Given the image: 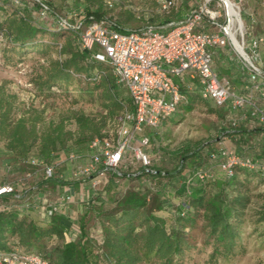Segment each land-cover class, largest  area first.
I'll return each mask as SVG.
<instances>
[{"label":"trees","instance_id":"obj_1","mask_svg":"<svg viewBox=\"0 0 264 264\" xmlns=\"http://www.w3.org/2000/svg\"><path fill=\"white\" fill-rule=\"evenodd\" d=\"M158 2L160 4L159 0ZM183 3L184 0H173V4L167 9H163L160 4V11L166 14L174 10L173 17L159 26L154 23L146 24L160 27L172 21H180L199 6L197 3L184 8ZM105 4L104 6L108 5L106 2ZM43 6L48 7L46 18L40 15ZM77 9L81 8H71L69 11ZM82 9L86 16H93L95 19L108 17L121 29H133L122 26L117 20L106 15L101 5L95 10ZM30 14H36L39 21H32ZM57 15L65 16L47 0H19V3L14 0H0V29L8 34L19 49L35 47L41 43L39 37L43 33L52 36L69 34L66 44H61L59 57L49 62L46 75L39 85L42 90L51 91L52 87L62 88L76 81L89 96L101 89V95L110 102L105 106V123L103 120L97 125L89 116L76 114L74 118L79 127V136L72 139V132L65 130L62 122L51 124L43 133L38 134L35 125L27 127L26 119L19 118L10 122L7 112L0 109V137L5 140V149H2L5 162L20 165L31 157H39L46 164H55L61 160L65 161L70 152L83 153L93 138L114 135L124 111L131 106L125 88L117 83L112 73L104 74L102 68L107 64L92 58L89 52L81 47L78 32L59 25ZM242 19L252 34L264 37V30L258 28L261 20L254 9L244 11ZM169 28L172 27L165 29ZM44 43L50 46L54 42ZM263 48L264 45L261 48V56L264 59ZM235 67L239 71L238 67ZM230 80L232 82V79ZM187 86L186 82L181 83L185 102L161 124L167 121L175 122L177 116L181 115L179 111L182 108H185L184 113L190 112L193 106L191 102L187 103L189 96L191 98L197 95L201 98L195 84L192 85L191 92L187 90ZM1 89L0 85V92ZM1 99L0 97V106H3ZM211 110L220 118L225 117L220 108ZM102 126L104 128L101 130ZM237 130L247 132L243 124L238 125ZM257 130L258 128L255 129ZM183 151L177 161L173 159L176 162L170 166L171 171L152 160L150 168L159 174L164 172V176L146 174L138 164L129 165L127 171L139 172L135 176L127 177L136 181V185L124 189L121 196H111L108 191L110 187L106 186V200L82 202L90 208L88 214L84 212L79 216V222L81 220L82 224L74 229L79 237L77 239L67 237L69 220H62L56 214L50 219L40 218L38 212L20 211L15 208L17 202L12 196L2 197L0 249L18 247L22 251L41 252L48 264H184V255L191 247L196 246L192 241V232L200 227L206 230L205 244L212 247L210 258L215 263L221 257L236 254L247 209L252 203V183L254 179H258L257 183L264 181V173L236 166L231 176L226 175L219 166L221 158L211 157L212 153L218 151L216 144L208 143L204 147L200 145ZM187 154H190L188 158ZM203 161H215L221 173L209 175L203 181L195 179L194 172L198 167L209 170ZM193 163L198 164L186 174L171 176ZM57 171L56 168L53 177L42 175L48 185L60 184L56 182L59 181ZM146 176H151V180H146ZM189 177L192 178L190 182L187 181ZM99 195L95 193V197L98 198ZM258 213L260 216L257 221L263 222L264 211ZM86 215H89L88 218L94 225L99 226L102 235L100 239L93 240L85 233ZM262 232L264 233V229Z\"/></svg>","mask_w":264,"mask_h":264},{"label":"built area","instance_id":"obj_2","mask_svg":"<svg viewBox=\"0 0 264 264\" xmlns=\"http://www.w3.org/2000/svg\"><path fill=\"white\" fill-rule=\"evenodd\" d=\"M159 1L163 9L173 4V0ZM210 1L206 0L191 10L184 19L160 27L145 24L137 29H121L108 17L95 19L86 16L83 9L71 10L65 16L57 15L59 25L78 32L81 47L92 58L111 68L131 103L124 111L114 135L95 137L85 152L67 154L65 160L72 165L69 180L88 181L95 189L100 183L99 176L108 172L114 175L117 182L120 178L139 173L127 171L129 165L138 164L146 173L158 172L150 168L152 158L146 148L151 138L147 129L158 128L185 101L181 83L187 78L191 80L188 88L191 89L195 84L202 99L212 100L216 106L227 110L240 111L238 119L231 120V126H237L241 120L248 121L252 126L264 125V59L261 56L264 37L252 34L249 27L245 33L242 32V17L235 3L233 5L238 9V16L231 17L227 6L226 9L211 11ZM14 2L19 3V0ZM222 10L225 24L217 21L216 15L221 16ZM40 15L48 17L47 6H43ZM234 21L239 23L241 39L237 38V31L232 26ZM206 26L214 27L215 30H205ZM168 27L172 28L165 29ZM224 46L229 48L233 59L247 75L244 92L236 90L229 78L219 76L213 68L214 49ZM211 157L221 158L219 166L228 176L233 174L236 166L264 173V158L252 159L235 149L220 148ZM25 162L35 168H43L47 178L53 177L59 166V163L46 164L39 157H31ZM63 175L59 173L57 178L63 180ZM209 175L202 167L194 172V178L200 181ZM33 176L34 173H27L14 182L1 183L0 199L6 195L12 196L16 202L26 199L27 203L18 208L25 211L30 204L28 194L22 193V190L26 179ZM191 179L189 177L187 181ZM35 188L33 185L30 190ZM76 199L84 201L71 184H66L63 194L57 200L46 201L41 205L39 214L43 215L42 218L50 219L63 205L74 203ZM0 264H48V261L41 252L22 251L16 247L0 249Z\"/></svg>","mask_w":264,"mask_h":264},{"label":"rangeland","instance_id":"obj_3","mask_svg":"<svg viewBox=\"0 0 264 264\" xmlns=\"http://www.w3.org/2000/svg\"><path fill=\"white\" fill-rule=\"evenodd\" d=\"M37 1V0H35ZM55 6V8L66 15L71 8H88L95 10L100 5L103 6L105 14L117 20L122 26L137 29L146 23H154L159 25L172 18L174 10L170 14L160 11L158 0H47ZM206 0H184V8H188L191 4H203ZM105 2L108 4L104 6ZM239 8L240 15L244 18V11L249 12L254 9L257 12L261 22L258 26L260 30H264V0H232ZM32 2H30L31 4ZM218 3L221 5L219 6ZM222 0H211L209 8L211 11H219L226 9V5ZM106 5V4H105ZM22 8H15V10ZM237 9V8H236ZM238 11V9H237ZM34 13V10L31 11ZM222 15H216L217 21L225 24L226 20ZM32 21H39L36 14H30ZM53 17L51 16V19ZM233 27L237 31V38L241 39V31L239 23L234 21ZM243 25L241 30L246 32L247 27L242 19ZM244 26V28H243ZM69 34L52 36L50 34H41L39 42L35 47L17 48L8 37V34L0 29V85L2 86L0 97L3 106L2 111H6L10 122H15L19 118L26 119L27 127L35 125L38 134L43 133L51 124L62 122L65 130H70L73 134L72 139L79 136V127L75 120V115L83 113L93 119L97 125L104 120L105 106L110 104L109 100L101 95V89L94 92L92 96L85 93L76 81H72L62 88L52 87L51 91L42 90L39 85L46 75L49 62L59 57V49L61 44H66ZM54 42L48 46L44 42ZM264 49V48H263ZM104 74L112 73L108 65L102 68ZM175 81L179 82L177 77ZM193 109L184 113L185 108L179 111L175 122H164L162 130L154 133L153 137V157L155 164H160L164 169L171 171L170 166L175 164L180 157L181 152L186 149H194L201 145L204 147L208 143L215 144L218 132V122L221 119L211 108H219L212 100H203L197 95H193L190 99ZM184 109V110H183ZM182 116V117H181ZM183 118V119H182ZM174 120V119H173ZM105 123V120H104ZM104 127L102 126L101 130ZM156 132V129H153ZM151 134V131L147 129ZM251 132H253L251 130ZM252 139V138H250ZM231 140H225L229 145ZM5 140L0 137V150L4 148ZM152 144L150 143V146ZM244 145V144H243ZM36 151V149L34 148ZM184 153V151H183ZM186 156V155H185ZM190 154H187L188 158ZM175 159V160H173ZM65 162V161H62ZM204 162V161H203ZM202 162V163H203ZM215 162V161H214ZM214 162L205 161L203 164L207 167L210 175H218L221 171L216 167ZM193 163L180 169L179 172L184 173L191 171ZM19 174L33 173L34 170L43 172V168H35L25 163L19 165ZM0 170H3L0 166ZM4 171V170H3ZM109 173L99 176L100 181H107ZM151 176H146V180H151ZM262 178V177H260ZM259 178V179H260ZM82 186L89 188L90 182H84L82 179L77 180ZM182 181V180H181ZM258 179H254L251 188L252 203L247 209L246 221L241 231L240 238L236 247V254L229 257H221L215 263L210 258L212 247L205 244L207 236L206 230L197 227L192 232V241L196 243L195 247H191L184 255V264H264V221L258 222L260 216L258 212L264 211V181L257 183ZM33 184L32 182H30ZM120 183V184H119ZM136 185L137 182L128 178L118 179L117 186ZM153 185H155L153 183ZM52 186V184H50ZM117 188V187H116ZM112 190L110 187L108 191ZM111 196H121L124 191L122 186L120 189L113 190ZM71 205V204H69ZM73 205V204H72ZM34 210L32 209L31 212ZM77 212L74 207L70 212ZM37 213V211H36ZM39 213V212H38ZM40 215V214H39ZM73 215V213H72ZM41 218V217H40ZM77 220V215H74ZM87 220V218H86ZM97 225L87 220L85 231L89 234H98L95 231ZM94 238V237H93ZM99 237L97 236L96 239ZM95 240V239H93ZM153 264V263H152Z\"/></svg>","mask_w":264,"mask_h":264},{"label":"crops","instance_id":"obj_4","mask_svg":"<svg viewBox=\"0 0 264 264\" xmlns=\"http://www.w3.org/2000/svg\"><path fill=\"white\" fill-rule=\"evenodd\" d=\"M215 30L214 27H209L206 26L205 30ZM221 49H214V55H213V68L214 70L219 74V76L221 77H227L229 79H232V83L233 86L236 90L240 91V92H244L243 86L246 83L247 80V75L245 73V71L243 70V68L240 66V64L233 59L231 52L229 50V48L227 46L224 47H220ZM238 67L239 71L236 69V67ZM243 72H242V71ZM245 77H244V76ZM184 82H186V86L188 83L191 82V80L189 78H187ZM187 90H191L190 88H188V86L186 87ZM191 92V91H190ZM190 96L188 97V102H190ZM202 99V98H201ZM205 100V99H203ZM185 102V101H184ZM222 113L225 115V117L221 118L218 122V132L219 135L216 136L215 140H216V145L217 148H230V149H235L238 153H240L243 156L246 157H250L252 159H257V160H262L264 158V125H254L252 126L248 121L245 120H241L238 122L237 126L240 124H243L244 128L247 130V132H240L239 130H237V126L233 127L231 126V120L232 119H238V117L240 116V111L235 109V110H227L225 108H221ZM258 128L257 131H255V129ZM156 132H153V129H148L151 131V134H149L150 138H151V146L149 145L146 150L147 152L151 155V158L153 157V152H154V148H153V143H154V133H159V131L162 130V124L158 127L155 128ZM251 130L253 132H251ZM252 138V139H250ZM231 140L229 142V145L226 144L225 140ZM244 144V145H243ZM3 155H4V151L2 152V150H0V166L1 168H3V170H0V184L1 183H6V182H14L15 180L19 179V178H23L25 177L26 173H23L22 175L19 174V165L16 163H10V162H5L3 161ZM152 160L154 161V158H152ZM63 160H61L59 163V166L57 167V173L56 176H58L59 173L64 174L63 177L64 179L61 181H56L57 183L59 182L60 184H56V185H52L50 186V184L48 185L47 182H45V179H43L42 175L44 174V172L34 170V176L30 179H26L25 184H24V189L22 190V193H26L28 194V203L30 204L28 206L27 209H25V211L28 210V212H31V210L33 209L34 211L32 213H36L39 212L42 208L41 205L46 202V201H55L57 200L64 192V186L66 184H71V186L73 187L74 191L76 192L77 195H81V197H83L84 199V203H92L95 202V200H101V199H105L106 200V193L108 189H104L106 186L111 187L112 190H110V192H114L113 190L115 189H120L122 186L124 187V189H126L129 186H132L131 183H129L128 185H122L117 186L118 182L115 180L114 175L111 172L109 173V177L108 180H102L100 181L98 187H96L95 189L92 188L91 186L89 188H87L86 186H82L80 184V182L78 181H71L69 180L71 178V174H72V165L69 164V162H62ZM216 167L219 169L218 164L216 163ZM30 173V172H28ZM127 178V177H124ZM129 179V178H128ZM130 180V179H129ZM61 181V182H60ZM131 181V180H130ZM30 182H32L33 184H31ZM64 184V185H62ZM120 184V183H119ZM36 186L35 189L30 190L31 186ZM117 187V188H116ZM21 188V187H20ZM22 189V188H21ZM19 190V189H18ZM95 193L100 194L99 195V199L97 197H95ZM7 196V195H6ZM10 197V195H8ZM5 197V196H4ZM1 199H0V203H1ZM27 203L26 199L24 200H18L17 202V206L15 208H19L20 206H22V204ZM69 204H65L60 208V211L58 213H56V215L60 216V218L63 219H67L69 220V232L67 234L68 239H74V238H79L74 229L79 228L81 223V220L79 222V216L81 214H83L84 212H86L88 214L89 210L88 207L89 205L83 204L82 202H79L77 199L74 203H70ZM73 204V205H72ZM26 205V204H25ZM23 207V206H22ZM75 208L76 210H78V213L76 212H70L71 208ZM19 210V209H18ZM73 213V215H72ZM77 215V220L74 219V215ZM42 214L40 213V217L42 218ZM89 215H86L85 218H87V220ZM84 223L86 224L87 221L85 220ZM95 231H99L100 229L98 227H96ZM86 233V231H85ZM87 234V233H86ZM88 235V234H87ZM93 239L96 240V237L98 236L100 239L102 237L101 233L100 235L98 234H89Z\"/></svg>","mask_w":264,"mask_h":264},{"label":"bare ground","instance_id":"obj_5","mask_svg":"<svg viewBox=\"0 0 264 264\" xmlns=\"http://www.w3.org/2000/svg\"><path fill=\"white\" fill-rule=\"evenodd\" d=\"M223 1V0H222ZM223 2H225L226 6H227V10H228V13L234 17H237L238 16V13H237V9H235L233 3H232V0H224ZM224 4V5H225ZM236 4V3H235ZM242 20V19H241ZM235 23V22H234ZM240 28H241V23H240ZM244 28V26H243ZM231 36L233 37V34L231 33ZM234 39V38H233ZM235 40V39H234ZM236 42V40H235Z\"/></svg>","mask_w":264,"mask_h":264},{"label":"water","instance_id":"obj_6","mask_svg":"<svg viewBox=\"0 0 264 264\" xmlns=\"http://www.w3.org/2000/svg\"><path fill=\"white\" fill-rule=\"evenodd\" d=\"M233 3V2H232ZM146 174H150V175H161V176H164V174H162V173H158V172H147Z\"/></svg>","mask_w":264,"mask_h":264}]
</instances>
